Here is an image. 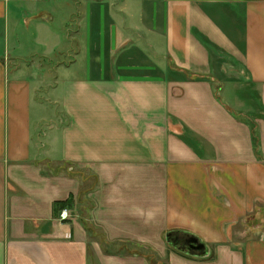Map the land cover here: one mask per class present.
<instances>
[{
  "label": "crops",
  "instance_id": "1",
  "mask_svg": "<svg viewBox=\"0 0 264 264\" xmlns=\"http://www.w3.org/2000/svg\"><path fill=\"white\" fill-rule=\"evenodd\" d=\"M1 37L0 264H264V0H0Z\"/></svg>",
  "mask_w": 264,
  "mask_h": 264
},
{
  "label": "rangeland",
  "instance_id": "2",
  "mask_svg": "<svg viewBox=\"0 0 264 264\" xmlns=\"http://www.w3.org/2000/svg\"><path fill=\"white\" fill-rule=\"evenodd\" d=\"M12 36H13L12 33L9 34L10 43H9V41L5 40L6 44H7L6 49L9 50L10 52H11L10 47H12L11 42L13 41ZM3 41H4V37L3 38L1 37L0 38V52L4 51ZM25 47H28V48H25L23 50H26L28 52V54H30V53L34 54L32 56L35 57V59H32V60L36 61L35 65H37V64L43 65V62H45L46 60L43 59V57L40 58V55H38V53L43 52L42 49H39V47L35 43H33L32 41L29 44H26ZM56 59H58V58H56V57L52 58L51 62H48V65L50 67L56 66V64H57ZM226 69L228 72V73L226 72V75L229 78V80L232 81L231 80L232 78L236 79L235 76H238V75L236 73H234L235 71H233L232 68H230L229 66ZM53 74H55V71H53ZM78 75L83 76L82 72L78 73ZM78 75L75 74V76L79 77ZM57 76H62L61 71H58ZM222 82L224 83L223 87L222 86L217 87L214 85V90L216 89L217 91H219V93L221 92L222 89L224 90L219 95L220 96L219 99H228V96L230 98V95H231L233 88L236 89V92L234 91V93H235V95H237V97L242 95L243 93H246V89L242 88V84H241L242 82L236 81V82H238V84L235 83L234 85H232L231 82H227L224 80ZM232 82H234V81H232ZM58 90L59 91L52 92V90L44 88L41 92L38 93V96L40 97V102L42 103L41 104L42 108H41V110L37 111V114L39 116H41L42 119L40 121L36 122V127L40 128L39 131L43 135L42 140L45 139V143L47 141L46 134H50L49 131H50L51 127H53V126H56L57 128L67 127L71 122L70 118L66 114L65 101L63 99V90L60 88ZM232 97H234V95L233 96L231 95V98ZM230 102H233V99H230ZM250 108L252 109V106L248 108L249 110L245 109L244 112H240L242 109H239L237 113L243 114V117L246 118L248 116V113L251 110ZM248 117H249V119H247V120L252 121V116L249 115ZM118 139H119V137H118Z\"/></svg>",
  "mask_w": 264,
  "mask_h": 264
},
{
  "label": "water",
  "instance_id": "3",
  "mask_svg": "<svg viewBox=\"0 0 264 264\" xmlns=\"http://www.w3.org/2000/svg\"><path fill=\"white\" fill-rule=\"evenodd\" d=\"M183 243L185 244L183 250H188V252L194 256L204 255L207 249L206 245L202 243L198 238L190 235H187V238Z\"/></svg>",
  "mask_w": 264,
  "mask_h": 264
},
{
  "label": "trees",
  "instance_id": "4",
  "mask_svg": "<svg viewBox=\"0 0 264 264\" xmlns=\"http://www.w3.org/2000/svg\"><path fill=\"white\" fill-rule=\"evenodd\" d=\"M69 206H71V200L70 199L66 202H57L54 204V211L56 213L58 211V213H59L60 211H62V209L69 207Z\"/></svg>",
  "mask_w": 264,
  "mask_h": 264
},
{
  "label": "built area",
  "instance_id": "5",
  "mask_svg": "<svg viewBox=\"0 0 264 264\" xmlns=\"http://www.w3.org/2000/svg\"><path fill=\"white\" fill-rule=\"evenodd\" d=\"M66 214H67L66 211L63 212L61 218L66 220L67 219V215Z\"/></svg>",
  "mask_w": 264,
  "mask_h": 264
}]
</instances>
